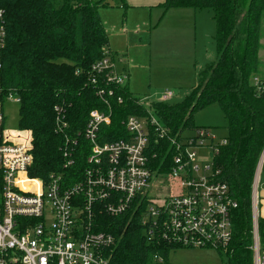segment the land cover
I'll return each mask as SVG.
<instances>
[{
    "label": "trees",
    "instance_id": "trees-1",
    "mask_svg": "<svg viewBox=\"0 0 264 264\" xmlns=\"http://www.w3.org/2000/svg\"><path fill=\"white\" fill-rule=\"evenodd\" d=\"M110 0H0L5 15L6 46L0 74L2 95L19 98L17 129L31 134L30 177L46 180L52 173L80 178L89 154L82 136L88 113L105 110L89 83L88 71L109 52L108 34L98 9ZM124 6L123 0H120ZM171 8L207 9L215 25L216 59L197 73L196 83L174 104L153 100L152 113L132 96L127 84L116 87L108 125L100 126L99 142L124 139L123 121L130 115L151 117L168 129V136L150 143V165L166 171L173 148L169 139L196 126L197 110L218 104L226 120L227 143L219 146L213 163L236 201L231 216L232 238L226 264H253L251 190L254 172L264 147V95L251 83L259 75L264 0H164ZM110 53V52H109ZM61 111L57 128L54 107ZM74 151V164L64 168L62 152ZM258 208V204H257ZM101 230L115 238L109 264H169L173 248L148 242L139 211L109 217L96 215ZM259 244L264 247V218L257 215Z\"/></svg>",
    "mask_w": 264,
    "mask_h": 264
},
{
    "label": "built area",
    "instance_id": "built-area-1",
    "mask_svg": "<svg viewBox=\"0 0 264 264\" xmlns=\"http://www.w3.org/2000/svg\"><path fill=\"white\" fill-rule=\"evenodd\" d=\"M5 46V15L0 8V74ZM104 54L90 66L88 80L105 110L88 113L82 136L89 154L80 178L70 184L61 174L52 173L46 180L28 175L33 161L31 134L4 127L3 101L19 103V98L11 93L3 96L0 88V264H109L115 238L101 230L96 215L116 217L130 208L139 211L148 242L209 248L226 255L237 204L213 163L226 137L195 127L170 138L173 152L164 172L152 168L149 161L150 143L168 136V129L154 115L128 116L123 121L126 138L100 143V126L110 123L111 99L121 102L114 90L128 81L111 53ZM251 83L264 95L262 76L253 75ZM173 95L165 90L156 100L168 101ZM139 100L152 113L151 101ZM54 110L57 128L66 125L60 108ZM199 150L208 154L199 158ZM73 154L68 148L62 152L64 168L74 164ZM263 161L264 147L251 190L253 264H264L257 230V180Z\"/></svg>",
    "mask_w": 264,
    "mask_h": 264
},
{
    "label": "rangeland",
    "instance_id": "rangeland-1",
    "mask_svg": "<svg viewBox=\"0 0 264 264\" xmlns=\"http://www.w3.org/2000/svg\"><path fill=\"white\" fill-rule=\"evenodd\" d=\"M109 3L107 8H99L98 12L106 24L108 47L112 51L116 68L128 74L127 85L131 95L142 102L153 101L163 91L171 90L174 95L167 102L174 104L181 101L196 83L199 70L216 59L213 39L215 25L211 11L191 9L188 18L182 16L181 19L166 16L159 26L155 22L144 23L133 33L130 12L115 6L117 3L114 4L112 0ZM122 22L125 32H118ZM260 44L259 61L263 73L264 20ZM18 111L19 103L8 99L3 101L5 128L17 130ZM192 120L196 127L209 128L217 137L226 134V120L216 103L194 112ZM207 154L206 150L198 151L199 158ZM259 208L258 203V211ZM261 248L264 250V247ZM225 261V255L209 248L173 247L168 254L169 264H224Z\"/></svg>",
    "mask_w": 264,
    "mask_h": 264
},
{
    "label": "crops",
    "instance_id": "crops-1",
    "mask_svg": "<svg viewBox=\"0 0 264 264\" xmlns=\"http://www.w3.org/2000/svg\"><path fill=\"white\" fill-rule=\"evenodd\" d=\"M163 1L164 0H123L124 6H122V4L120 3V0H112L114 4L117 3L115 6L118 5L120 9H125L127 13L130 12L129 13V16L131 17L130 27L133 33L137 32L139 30L140 25L144 23L151 24L155 22L156 23L155 25H157L158 23V26H159V24L166 18V16H168V18L170 19L171 18L181 19L182 16H185L186 18H188L189 14H191V11H190L191 8H171V9H168L167 11H163L161 8V4L163 3ZM104 8H107V7H104ZM101 21L105 28L106 24H105L104 19H102V17H101ZM158 26L156 28H158ZM119 27L120 28L118 32L119 31L125 32V25L123 22L120 24ZM126 41L127 40L125 39V43ZM108 45H109V40H108ZM107 50H109V52L112 53L109 47L107 48ZM260 50H259V53H260ZM259 53H258V56H259ZM111 56L113 55L111 54ZM259 75L264 78V71L262 73L261 70L259 69ZM257 186H258V190H257L258 203L260 204L258 214L262 218H264V161H263V165L258 175Z\"/></svg>",
    "mask_w": 264,
    "mask_h": 264
},
{
    "label": "bare ground",
    "instance_id": "bare-ground-1",
    "mask_svg": "<svg viewBox=\"0 0 264 264\" xmlns=\"http://www.w3.org/2000/svg\"><path fill=\"white\" fill-rule=\"evenodd\" d=\"M18 135H19V136H22L23 134H22V133H19Z\"/></svg>",
    "mask_w": 264,
    "mask_h": 264
}]
</instances>
